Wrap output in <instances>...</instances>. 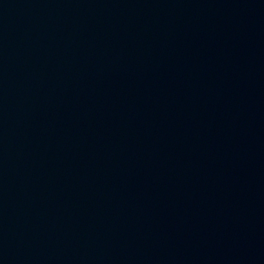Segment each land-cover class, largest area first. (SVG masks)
<instances>
[{
	"label": "water",
	"instance_id": "water-1",
	"mask_svg": "<svg viewBox=\"0 0 264 264\" xmlns=\"http://www.w3.org/2000/svg\"><path fill=\"white\" fill-rule=\"evenodd\" d=\"M228 89L225 264H264V0H220Z\"/></svg>",
	"mask_w": 264,
	"mask_h": 264
}]
</instances>
